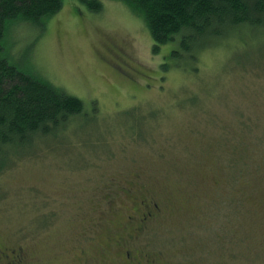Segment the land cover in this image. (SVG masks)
<instances>
[{"label": "rangeland", "instance_id": "1", "mask_svg": "<svg viewBox=\"0 0 264 264\" xmlns=\"http://www.w3.org/2000/svg\"><path fill=\"white\" fill-rule=\"evenodd\" d=\"M87 1L5 26L8 61L88 115L0 175V245L25 264H264V29L193 60L178 36L154 52L126 0Z\"/></svg>", "mask_w": 264, "mask_h": 264}, {"label": "trees", "instance_id": "2", "mask_svg": "<svg viewBox=\"0 0 264 264\" xmlns=\"http://www.w3.org/2000/svg\"><path fill=\"white\" fill-rule=\"evenodd\" d=\"M126 1L145 18L154 52L178 36L180 47L193 60L202 50L227 44L243 30L264 29V0ZM87 3L95 12L102 9L98 0ZM61 8L62 0H0V175L22 157L33 154L28 150L35 139L38 145L45 136L63 131L71 118L88 115L82 100L18 70L3 50L9 22L20 19L39 23ZM140 122L141 126L145 121Z\"/></svg>", "mask_w": 264, "mask_h": 264}, {"label": "flooded vegetation", "instance_id": "3", "mask_svg": "<svg viewBox=\"0 0 264 264\" xmlns=\"http://www.w3.org/2000/svg\"><path fill=\"white\" fill-rule=\"evenodd\" d=\"M149 202L145 203L144 201H141V206L145 209V214L143 215V219L140 218L141 223L146 222L149 218H152L153 213L152 212H157L158 208H157V204L151 202V205H147ZM140 213L137 214V216H139ZM127 219H129V224H136V217L134 215L128 216ZM141 230V229H140ZM2 246V245H0ZM3 247V246H2ZM24 253L23 251L20 250H15V249H9L7 247H0V261L3 264H25L26 263V259L24 257ZM123 256L128 259L131 260L130 263L131 264H136L137 263V259L134 261L133 263V253L130 251H124L123 252ZM148 258V257H147ZM148 264H156V262L151 259L148 258Z\"/></svg>", "mask_w": 264, "mask_h": 264}]
</instances>
